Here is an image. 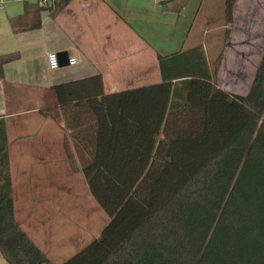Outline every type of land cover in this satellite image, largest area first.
I'll use <instances>...</instances> for the list:
<instances>
[{
  "label": "trees",
  "instance_id": "16d2710c",
  "mask_svg": "<svg viewBox=\"0 0 264 264\" xmlns=\"http://www.w3.org/2000/svg\"><path fill=\"white\" fill-rule=\"evenodd\" d=\"M70 1L32 8L54 18ZM239 1L224 0L225 25L233 24ZM228 35L229 29L211 68L203 46L157 53V85L106 95L101 75H94L51 89L57 106L40 113L71 132L77 155L69 162L81 166L92 198L112 219L99 241L64 264H264V52L239 104L251 120L181 182L177 166L168 162L177 144L192 146L210 130L209 103L194 93L193 82H211L213 100L219 101ZM19 58L0 56V82L5 65ZM132 199L151 214L129 217ZM0 251L8 264H51L15 217L4 121Z\"/></svg>",
  "mask_w": 264,
  "mask_h": 264
},
{
  "label": "crops",
  "instance_id": "0c3cea01",
  "mask_svg": "<svg viewBox=\"0 0 264 264\" xmlns=\"http://www.w3.org/2000/svg\"><path fill=\"white\" fill-rule=\"evenodd\" d=\"M244 1L248 3L240 0L235 7ZM173 5L175 0H71L53 18L47 11L34 12V5L0 0V15L6 16L1 25L4 42L0 43V56L20 55L17 61L5 65V81L0 82V121H4L8 136L15 217L17 197L24 202L17 211V223L51 264H64L99 241L112 219L101 209L103 222L98 233L74 250L68 243L70 237L64 239L55 231L56 221L48 216L47 206L52 205L56 211L60 187L70 186V182L58 180V173L65 164L72 167L69 157L77 155V150L64 122L56 123L42 116L40 110L56 108L57 99L51 92L56 85L94 75H101L106 95L161 83L157 53L171 55L180 49H189L185 48L186 39L180 32L194 31L193 25L181 23L182 9L177 10ZM237 10H234V21ZM224 24L225 18L214 22L207 14L199 31L234 29V22ZM204 51L208 61V55L213 54L211 48L206 46ZM49 53H57L60 66L56 70L48 65ZM72 58L76 63L70 65ZM208 63L211 68L212 60ZM197 82L200 83L198 96L204 99L202 91L213 93L212 83L199 79L194 80L193 91ZM217 88L224 90L219 84ZM76 170L85 180L80 165ZM88 196L95 200L90 191ZM35 207L42 209L36 223L31 214ZM0 264H8L1 251Z\"/></svg>",
  "mask_w": 264,
  "mask_h": 264
},
{
  "label": "rangeland",
  "instance_id": "374dc122",
  "mask_svg": "<svg viewBox=\"0 0 264 264\" xmlns=\"http://www.w3.org/2000/svg\"><path fill=\"white\" fill-rule=\"evenodd\" d=\"M173 7H176L177 10L182 9L180 20L183 25L188 27L193 25L194 27V31L180 32V35H183V38L186 39L185 48H189L191 45L209 46L211 54H213L208 55V61L211 59L214 63L216 56L223 48L227 29L205 30V33V31H199V28L207 14L214 19V22L225 18L224 0H175ZM237 7H235L238 10L235 16L234 29H229L228 46L219 76V87L224 88V90L218 89L221 91L222 97L219 96V101L214 102L213 99L215 98L208 91L201 92L204 99L209 103L212 118L210 130L203 140L194 141L192 146L183 143L177 144L178 146H175L172 156L168 159L169 166H177L179 170L178 182L184 180L187 175H192L194 171L208 162L209 158L226 145V141L232 135L242 129L244 123L251 120L248 115L244 113L241 115L239 104L244 92L253 80V73H255L264 52V0H248V3L244 1ZM5 18L0 15V43L4 42L1 25ZM199 85L200 83L197 82L196 88L194 87L195 94H198ZM204 85L209 86L208 88L211 89L210 85L205 83ZM227 89L230 91H227ZM213 103L216 106H212ZM197 149H201V151H197ZM15 155L17 154H13V156ZM64 159L66 161L65 157ZM63 167L65 168L60 169L58 173V180L60 182L68 181L70 186L60 187V200L56 205V211H54L52 205H48L47 213L56 221L55 231L59 233L58 235L64 239L70 237L68 243L70 249L74 250L93 239L98 233L99 225L103 222V212L97 202L92 201L88 196L89 187L82 173L78 172L74 166L69 168L65 164ZM30 176L33 180L34 175ZM48 177L50 179V174ZM34 182L31 183L34 184ZM66 193H69V195ZM16 200L17 217V211L24 202L17 197ZM133 203L136 207L132 205ZM128 205L129 217H135L137 214L147 217L151 214L148 207L141 206L134 199ZM20 209L23 210V208ZM41 210V207L32 208L31 214L35 223L41 217Z\"/></svg>",
  "mask_w": 264,
  "mask_h": 264
},
{
  "label": "built area",
  "instance_id": "2783aa9c",
  "mask_svg": "<svg viewBox=\"0 0 264 264\" xmlns=\"http://www.w3.org/2000/svg\"><path fill=\"white\" fill-rule=\"evenodd\" d=\"M17 2L26 3L29 5L39 6L40 8H46V9H53L57 3L62 2L63 0H14ZM48 65L53 70H56L59 68V62H58V56L57 53H49L47 55ZM70 65H73L76 63V59L72 58L69 60Z\"/></svg>",
  "mask_w": 264,
  "mask_h": 264
}]
</instances>
